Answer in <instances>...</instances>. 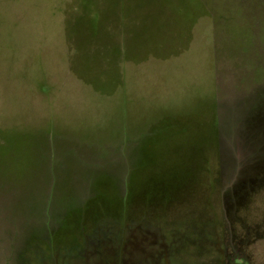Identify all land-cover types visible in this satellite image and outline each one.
<instances>
[{"label": "rangeland", "instance_id": "rangeland-1", "mask_svg": "<svg viewBox=\"0 0 264 264\" xmlns=\"http://www.w3.org/2000/svg\"><path fill=\"white\" fill-rule=\"evenodd\" d=\"M0 264H264V0H0Z\"/></svg>", "mask_w": 264, "mask_h": 264}]
</instances>
